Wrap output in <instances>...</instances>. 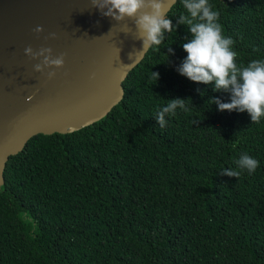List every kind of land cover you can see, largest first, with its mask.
Listing matches in <instances>:
<instances>
[{
	"label": "trees",
	"instance_id": "trees-1",
	"mask_svg": "<svg viewBox=\"0 0 264 264\" xmlns=\"http://www.w3.org/2000/svg\"><path fill=\"white\" fill-rule=\"evenodd\" d=\"M209 3L237 65L264 59V0ZM185 13L177 0L168 15L176 25ZM190 37L179 24L150 48L101 120L38 134L10 156L0 264H264V118L219 111L210 98L230 93L176 71ZM175 97L188 110L162 129L154 116ZM244 153L259 161L254 173L221 174Z\"/></svg>",
	"mask_w": 264,
	"mask_h": 264
},
{
	"label": "water",
	"instance_id": "water-1",
	"mask_svg": "<svg viewBox=\"0 0 264 264\" xmlns=\"http://www.w3.org/2000/svg\"><path fill=\"white\" fill-rule=\"evenodd\" d=\"M125 24L133 27L129 34L122 32ZM38 25L44 31H33ZM135 37L132 20L103 16L92 0H0V188L10 156L32 137L78 131L123 99L124 80L148 52L124 66L142 47ZM28 46L65 53L64 66L51 79L50 68L36 72L40 60L25 55Z\"/></svg>",
	"mask_w": 264,
	"mask_h": 264
},
{
	"label": "clouds",
	"instance_id": "clouds-1",
	"mask_svg": "<svg viewBox=\"0 0 264 264\" xmlns=\"http://www.w3.org/2000/svg\"><path fill=\"white\" fill-rule=\"evenodd\" d=\"M171 4L167 0H92V5L101 11L103 16L113 18L116 22L132 20L136 39L142 41L140 50L129 53L132 61L125 67H132L139 62L142 54L164 41L166 34L176 30L179 24L186 25L191 37L183 43L187 53L184 60L176 66V71L193 82L214 83L215 91L230 93V102H222L218 97L210 98L219 111H239L250 115L253 123L264 118V59L251 60L246 66H238L237 53L233 49L235 41L225 36L219 23L220 13L213 10L209 0H182L185 14H181L177 24L169 19L168 9ZM106 9V10H105ZM133 27L125 24L122 32L130 33ZM36 33L44 31L42 25L33 29ZM55 38L56 33L49 34ZM173 50L169 48V52ZM25 55L40 62L34 65L36 72H44L46 68L49 79L56 75L55 69L64 66L65 53L53 56L51 47L33 50L31 46L24 49ZM42 58V59H41ZM158 72H152L151 79H159ZM187 98H171L166 106L160 108L154 118L163 129L168 120L166 117L176 115V110L187 111ZM237 168H225L221 174L238 178L241 171L252 174L259 167V161L244 153L236 161Z\"/></svg>",
	"mask_w": 264,
	"mask_h": 264
}]
</instances>
